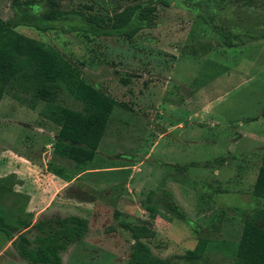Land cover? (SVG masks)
<instances>
[{
	"label": "rangeland",
	"instance_id": "obj_1",
	"mask_svg": "<svg viewBox=\"0 0 264 264\" xmlns=\"http://www.w3.org/2000/svg\"><path fill=\"white\" fill-rule=\"evenodd\" d=\"M133 1L57 0L67 19L47 30L16 31L55 48L114 106L99 146L83 166L52 157L57 126L8 95L0 100V212L18 215L76 213L88 218L84 237L60 253L63 264H126L132 238L119 220L149 219V189L169 193L170 220L156 214L153 252L178 264H230L247 212L264 147V1L153 0L155 24L131 38L95 36L81 28L79 13L111 15ZM37 12L47 0H34ZM0 0V17H13ZM230 35L232 44L225 43ZM57 102L71 105L62 85ZM51 161L70 178L46 170ZM195 162L185 170L180 166ZM119 212V215L115 214ZM20 231L33 238L35 228ZM27 229V230H26ZM11 236L0 230V264H27ZM200 236L205 252L179 255Z\"/></svg>",
	"mask_w": 264,
	"mask_h": 264
},
{
	"label": "trees",
	"instance_id": "obj_2",
	"mask_svg": "<svg viewBox=\"0 0 264 264\" xmlns=\"http://www.w3.org/2000/svg\"><path fill=\"white\" fill-rule=\"evenodd\" d=\"M215 0H197L200 8ZM258 4L264 0H245ZM48 8L41 12L34 9V0H11L14 15L0 17V100L8 95L18 103L35 108L57 126L51 147V155L57 160L71 164L74 168L85 165L95 154L104 134L114 106L121 105L111 96L85 82L79 72L62 55L43 42L16 31L19 24L47 30L56 23L67 19L74 10L61 9L57 0H47ZM156 5L153 0L133 1L111 15L79 13L81 28L95 36H124L131 38L137 31L155 24ZM225 43L232 44L231 36H225ZM62 85L71 96V105L57 102ZM264 117V111H262ZM195 162L182 164L187 166ZM46 170L67 181L70 177L55 168L51 161L45 164ZM251 195L260 203L245 215L230 264H264V147L260 153L257 171L252 182ZM144 206L149 210V219H120V224L130 232L132 242L127 253L126 264H178L176 260L160 256L146 238L155 233L150 224L158 213L170 220L176 203L169 193L157 194L149 189ZM115 214L119 215L118 211ZM35 228L33 238L21 228ZM88 218L76 213L43 214L31 220L18 215L16 222L8 221L0 212V230L11 236L19 257L27 264H63L60 253L69 245L82 239L88 230ZM26 229V230H27ZM208 244L206 236H200L192 248H187L179 256L194 260L201 256Z\"/></svg>",
	"mask_w": 264,
	"mask_h": 264
},
{
	"label": "crops",
	"instance_id": "obj_3",
	"mask_svg": "<svg viewBox=\"0 0 264 264\" xmlns=\"http://www.w3.org/2000/svg\"><path fill=\"white\" fill-rule=\"evenodd\" d=\"M53 174V173H52ZM55 175V174H54ZM57 177V176H56ZM60 181H62V182H64L65 180H63V179H61V178H59V177H57Z\"/></svg>",
	"mask_w": 264,
	"mask_h": 264
}]
</instances>
